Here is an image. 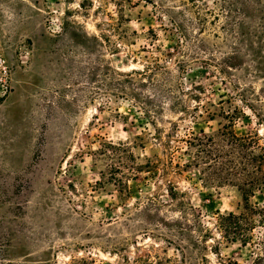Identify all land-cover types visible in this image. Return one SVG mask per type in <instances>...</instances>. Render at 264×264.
Masks as SVG:
<instances>
[{
    "label": "rangeland",
    "instance_id": "rangeland-1",
    "mask_svg": "<svg viewBox=\"0 0 264 264\" xmlns=\"http://www.w3.org/2000/svg\"><path fill=\"white\" fill-rule=\"evenodd\" d=\"M225 12L223 0H0V264H264L262 228L245 245L215 229L243 204L236 186L186 167L171 177L177 204L145 172L120 168L123 189L107 181L114 161L97 152L112 141L130 143L134 164L160 154L124 81L144 66L172 90L134 91L161 101L165 132L175 122L177 137L224 125L264 137V47L229 32ZM250 200L264 204V188Z\"/></svg>",
    "mask_w": 264,
    "mask_h": 264
},
{
    "label": "trees",
    "instance_id": "trees-1",
    "mask_svg": "<svg viewBox=\"0 0 264 264\" xmlns=\"http://www.w3.org/2000/svg\"><path fill=\"white\" fill-rule=\"evenodd\" d=\"M223 1L227 30L231 32L233 29L240 35L254 36V44L258 50H261L264 47V0ZM235 12L237 15L234 14ZM235 16H239L236 25H229V20H233ZM163 73H169V71L164 70L161 74ZM157 75L153 69L144 66L141 69H132L127 72V78L124 81L127 83L128 93L137 100L141 99L144 115L148 117L149 123L155 128L152 135L161 147V152L151 157H145L141 164H134L136 157L131 152L130 143L104 141L97 152L114 161L110 165L107 181H113L114 185L123 189L127 185L121 178L120 174L123 172L119 170L120 168L128 169V175L133 178L137 177L138 172H145L147 177L159 178L163 182L167 199L176 201L178 204L182 203L181 197L185 192L178 189L171 177L180 174L186 167L200 168L206 181L232 184L242 195L243 204L237 211H230L218 216L215 229L219 237L228 241L240 240L245 245L252 239L254 229L260 227L262 235L259 247L264 252V204H255L250 200L256 191H261L264 188V137L257 133L238 135L232 125H224L211 135L205 134L201 129L199 133L187 130L184 136L177 137L175 122H170L169 130L165 132L164 127L157 126L155 119V116L163 112L164 107L161 101L155 100L152 98L153 96L144 94V92H142L143 95L134 92L137 88H143L146 91L151 87L158 90V93L168 91L169 94L172 91L171 88L168 87L169 89L165 90L163 84L159 82L161 80L156 79ZM172 99L173 96H171ZM172 109H181L180 111L187 112L185 104L178 100L177 96L172 100ZM226 114L228 115L229 112ZM213 115V113L207 114L210 119H213ZM235 115V113L234 115L231 113L227 117L230 119ZM198 116L201 117L200 114ZM180 142L184 147L179 146ZM183 154L188 155V160L181 163L176 158ZM100 174L104 177L103 171ZM103 183L97 181V184ZM160 204L163 205L165 202L162 201ZM187 229H180L178 234L183 237L188 235ZM210 235H212L211 230L206 228V232L202 236L207 240L208 237H211ZM185 248L186 246L181 247L183 256Z\"/></svg>",
    "mask_w": 264,
    "mask_h": 264
},
{
    "label": "built area",
    "instance_id": "built-area-1",
    "mask_svg": "<svg viewBox=\"0 0 264 264\" xmlns=\"http://www.w3.org/2000/svg\"><path fill=\"white\" fill-rule=\"evenodd\" d=\"M10 69L0 54V99L7 93L9 89Z\"/></svg>",
    "mask_w": 264,
    "mask_h": 264
}]
</instances>
